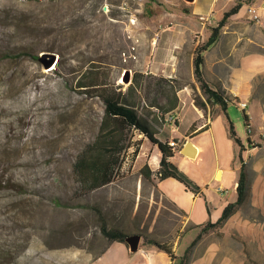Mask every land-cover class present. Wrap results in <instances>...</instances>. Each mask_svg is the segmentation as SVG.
Segmentation results:
<instances>
[{
	"label": "rangeland",
	"instance_id": "374dc122",
	"mask_svg": "<svg viewBox=\"0 0 264 264\" xmlns=\"http://www.w3.org/2000/svg\"><path fill=\"white\" fill-rule=\"evenodd\" d=\"M152 2L159 0H0V264H180L190 233L178 244L186 226L178 231L179 216L154 187L160 154L75 85L88 69L122 90L135 71L151 74L138 64L133 24ZM43 52L55 53L50 69L38 59ZM253 91L264 104V73ZM154 111L141 101V114ZM227 113L245 144L244 113L234 104ZM169 124L161 137L171 135ZM172 162L180 167L178 156ZM201 162L206 170L209 155ZM97 176L99 185L76 192ZM245 209L244 216L260 217ZM103 229L121 236L112 240ZM129 234L140 235L134 252L124 245ZM234 234L206 232L187 264H264L263 250Z\"/></svg>",
	"mask_w": 264,
	"mask_h": 264
},
{
	"label": "crops",
	"instance_id": "0c3cea01",
	"mask_svg": "<svg viewBox=\"0 0 264 264\" xmlns=\"http://www.w3.org/2000/svg\"><path fill=\"white\" fill-rule=\"evenodd\" d=\"M237 2L240 4L237 11L227 17L214 42L201 53L204 77L211 88L224 91L225 108L207 103L205 108L196 107L192 88L183 85L177 92L179 105L172 113L177 123L169 124L174 126L170 129L169 137L158 135L161 140L176 139L177 149L169 159L172 162L173 157L178 156L181 164L177 167L199 189L196 193L187 190L183 183L171 177L158 181L154 187H157L159 193L168 200L170 208L179 216V221L174 223L181 226L178 231L186 226L178 244L187 232L190 233V244L199 230V224L207 220L214 222L222 208L236 199L235 188L243 163L247 197L217 231L224 236L235 233L249 237L264 252V138L260 144L252 146L247 142L245 134L246 141L242 144L234 122L227 113L228 105L238 107L237 100L246 101V108H240L244 113V124L247 119L254 133H258V126L264 117V104L253 91V83L257 76L264 73V0L249 2L257 7V21L248 19L245 0H159L143 9V15L133 24V30L137 49L141 50L137 61L144 72L187 76L194 90L199 93L193 74L195 49L209 37L224 12ZM127 25L130 27L131 23ZM258 112L260 118L256 115ZM228 119L232 122L234 137L241 146L228 133ZM189 142L195 146V154L191 157L181 152ZM152 146L157 149L155 145ZM204 153L210 157L206 170L201 162ZM152 160L154 162L156 157L152 156ZM138 182L136 180L135 184L138 185ZM226 185L232 188L229 196L227 192L221 194L218 190V187L227 189ZM178 191L184 194L189 201L188 205L179 200ZM135 195L132 202L135 201ZM213 195L216 198L214 202ZM195 206L199 207V217H195ZM244 208L255 210L260 217L244 216ZM189 224L191 227H188ZM211 252L208 248L203 253ZM171 264H175L174 259Z\"/></svg>",
	"mask_w": 264,
	"mask_h": 264
},
{
	"label": "trees",
	"instance_id": "16d2710c",
	"mask_svg": "<svg viewBox=\"0 0 264 264\" xmlns=\"http://www.w3.org/2000/svg\"><path fill=\"white\" fill-rule=\"evenodd\" d=\"M239 6L240 4L237 2L229 10L225 11L221 19L218 21L217 26L211 30L209 37L195 49L193 56V74L198 83L200 92H196L192 85L190 87L193 89V103L198 108H205L206 103L218 104L222 109L226 106L224 91L221 89L211 88L204 77L201 68L203 63L201 53L214 42L219 28L224 24L230 14L237 11ZM17 54L29 55V52L27 50H21ZM186 84L189 83H183L174 76L144 74L142 72L135 71L127 87L122 90L120 84L113 85L108 81L98 80L96 73L90 69L80 72V76L75 83L80 90L87 92L88 95L98 96L103 102L104 114L115 120L120 127L123 129L136 130L138 133L146 137L152 145L157 147L160 152V157L155 174L157 175L159 181L171 177L183 183L187 190L196 193L199 187L170 161L169 158L173 155V150L168 144V141L158 138L160 132L159 129L167 122L165 120L166 116L177 110L179 105V98L177 95L178 90ZM142 100L145 104L147 103L149 106L156 109L151 116H149L148 113L141 114L139 112ZM176 123L177 121H174V124ZM227 128L229 135L234 138L236 143L239 144V140L234 137L232 122L229 119ZM174 141H176V139H174ZM136 153L137 150H134L132 155H135ZM102 178L103 177L101 176L90 178L86 184L76 186V192L81 189L85 191L89 187L99 185ZM235 190L236 199L233 202H228L222 208L220 215L214 222L207 220L198 225L199 230L194 239L185 248L184 252L180 256V264H187L192 246L201 238L203 234L210 230L218 229L229 216L241 207L242 203L246 199L247 186L243 163L240 166ZM103 233L112 240H116L121 236V234L115 233L114 231L110 233L104 229ZM158 246L169 252V249L164 246Z\"/></svg>",
	"mask_w": 264,
	"mask_h": 264
},
{
	"label": "built area",
	"instance_id": "2783aa9c",
	"mask_svg": "<svg viewBox=\"0 0 264 264\" xmlns=\"http://www.w3.org/2000/svg\"><path fill=\"white\" fill-rule=\"evenodd\" d=\"M245 13H246L249 20L257 21L259 19V13H258L257 7L255 5L247 4L245 6ZM236 103H237L239 108H241L243 110L246 108V101L237 100ZM165 120L172 124V123H174V121H176V116L174 114H168L166 116ZM245 131L247 134V142L250 145L256 146V145L260 144L262 139L264 138V117L261 119V123L258 126V133H251L250 132V125H249V122L247 121V119L245 122ZM168 144L172 147L173 151L177 149V142L176 141L169 140ZM218 190L221 194L226 192V189L223 190L220 187H218Z\"/></svg>",
	"mask_w": 264,
	"mask_h": 264
},
{
	"label": "water",
	"instance_id": "95a60500",
	"mask_svg": "<svg viewBox=\"0 0 264 264\" xmlns=\"http://www.w3.org/2000/svg\"><path fill=\"white\" fill-rule=\"evenodd\" d=\"M38 59L41 61L43 66L45 68H52L56 58H55V53L53 52H43L38 56ZM125 82L129 81L128 78V70L126 71V77L124 79ZM181 152L183 154H186L188 156H193L195 154V146L192 143H188L186 147L181 149ZM219 176V173L218 175ZM124 241L128 246V250L130 252H134L138 249L139 246V241H140V235L139 234H129L124 236Z\"/></svg>",
	"mask_w": 264,
	"mask_h": 264
},
{
	"label": "bare ground",
	"instance_id": "6f19581e",
	"mask_svg": "<svg viewBox=\"0 0 264 264\" xmlns=\"http://www.w3.org/2000/svg\"><path fill=\"white\" fill-rule=\"evenodd\" d=\"M230 98H231V97H230ZM230 98H229V99H230ZM231 100H232V98H231ZM246 106H247V102H246ZM249 125H250V132H251V133H254V131H253V126H252L250 123H249ZM190 157H191V156H190Z\"/></svg>",
	"mask_w": 264,
	"mask_h": 264
}]
</instances>
